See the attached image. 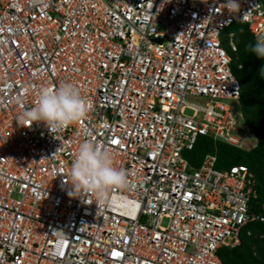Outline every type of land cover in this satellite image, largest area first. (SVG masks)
<instances>
[{
    "label": "built area",
    "instance_id": "2783aa9c",
    "mask_svg": "<svg viewBox=\"0 0 264 264\" xmlns=\"http://www.w3.org/2000/svg\"><path fill=\"white\" fill-rule=\"evenodd\" d=\"M238 3L0 0V264H225L220 248L264 222L253 170L184 154L200 135L246 150L255 136L227 101L240 103L241 82L224 32L241 21L264 40V0ZM65 83L87 102L84 119L52 132L21 118ZM86 141L130 181L106 205L69 194Z\"/></svg>",
    "mask_w": 264,
    "mask_h": 264
},
{
    "label": "trees",
    "instance_id": "16d2710c",
    "mask_svg": "<svg viewBox=\"0 0 264 264\" xmlns=\"http://www.w3.org/2000/svg\"><path fill=\"white\" fill-rule=\"evenodd\" d=\"M234 32L237 51L232 68L241 82V110L244 120L257 137V145L250 150L237 148L211 136L200 135L194 147L184 152L191 165H200L206 153L218 156L216 167L229 168L234 164H245L255 172L260 201L264 202V59L258 58L248 49L256 38L249 25L234 21L224 32ZM219 255L225 264H264V222H251L241 233V243L235 247L223 246Z\"/></svg>",
    "mask_w": 264,
    "mask_h": 264
},
{
    "label": "clouds",
    "instance_id": "9594fccd",
    "mask_svg": "<svg viewBox=\"0 0 264 264\" xmlns=\"http://www.w3.org/2000/svg\"><path fill=\"white\" fill-rule=\"evenodd\" d=\"M226 8L231 13L240 10L238 0H226ZM248 49L258 58L264 59V40L257 38ZM261 72L264 73V67ZM88 104L80 89L71 83L58 88L44 87L40 90L34 106L22 113V119L30 122H44L54 132L78 123L88 114ZM67 181L72 186L70 195L86 196L87 202L93 198L98 206L110 202V194L130 185L128 175L114 166L112 154L94 142H82L74 156Z\"/></svg>",
    "mask_w": 264,
    "mask_h": 264
},
{
    "label": "rangeland",
    "instance_id": "374dc122",
    "mask_svg": "<svg viewBox=\"0 0 264 264\" xmlns=\"http://www.w3.org/2000/svg\"><path fill=\"white\" fill-rule=\"evenodd\" d=\"M225 46H226V48H228V50H230L228 45H227V41H225ZM186 99L189 102L196 103V104H199V105H204L208 101V98H206V97L192 96V95H188ZM227 101L233 105V107L235 109V112H237V113L240 112L241 103H239L238 101H233V100H227ZM192 112H193L192 110L187 109V113H192ZM251 139H252V142L247 144L250 149H252L254 146H256L257 142H258L256 136H252Z\"/></svg>",
    "mask_w": 264,
    "mask_h": 264
}]
</instances>
